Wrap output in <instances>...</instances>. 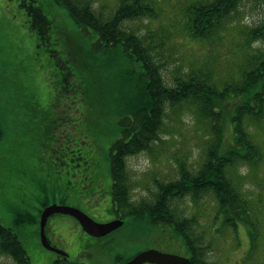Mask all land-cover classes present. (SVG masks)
Returning <instances> with one entry per match:
<instances>
[{"label":"rangeland","instance_id":"1","mask_svg":"<svg viewBox=\"0 0 264 264\" xmlns=\"http://www.w3.org/2000/svg\"><path fill=\"white\" fill-rule=\"evenodd\" d=\"M154 1L157 19L136 20L128 26L147 36L154 56L164 65L162 73L168 84L173 83V77L208 63L216 90L221 91L226 84L238 82L250 52L264 50V39L254 42L252 49L245 48L244 39V33L264 21L261 0H241L233 14L237 18L208 44L184 40L183 15L189 4L216 0ZM93 2L97 12L110 16L119 0ZM40 6L51 18V25L37 21L34 8ZM78 32L66 9L53 0H0V225L18 235L31 264H52L59 256L42 245L41 209L56 204L55 199L70 207L82 200L75 197L74 191L86 181L75 171L68 174L65 159L78 150L88 173L96 170L111 184L109 150L121 137L118 122L124 94L120 91V76L131 65L120 49L110 54H91L90 42L95 38H82ZM226 108L231 112L234 102H227ZM166 113L160 139L151 150L127 159L129 196L136 204L155 202L159 184L179 179V163L185 162L189 169L198 171L213 139L208 123L198 118L194 105L167 107ZM248 125L263 153L261 161L255 165L238 162L228 167L226 174L252 202L249 223H238L236 230L225 226L212 195L198 203L188 196L173 204L183 218L195 224L194 235L202 248L204 264H264V114L259 121L249 120ZM223 134L228 147L232 142L230 125ZM109 192L102 185L89 201L101 209V222L113 218ZM69 219L67 215L52 216L46 232L49 238L56 234L53 246L74 261L80 257L67 246L64 235ZM53 227L57 228L55 232ZM151 228L150 223L138 219L98 240V262L92 263L123 264L147 250L190 258L186 245L173 237L170 228L158 226L146 235ZM83 235L86 244L95 240ZM14 263L0 250V264ZM85 264L90 262L86 260Z\"/></svg>","mask_w":264,"mask_h":264},{"label":"trees","instance_id":"2","mask_svg":"<svg viewBox=\"0 0 264 264\" xmlns=\"http://www.w3.org/2000/svg\"><path fill=\"white\" fill-rule=\"evenodd\" d=\"M66 9L67 14L79 28L78 35H88L93 55L110 54L121 50L122 57L131 65L122 71L120 91L123 90L121 117L118 125L121 137L113 142L109 150L112 202L122 212L127 222L138 219L151 224L149 233L158 226H167L173 237L184 242L190 253V264H204L201 247L194 235L195 224L183 218L174 207L178 199L191 197L198 203L212 195L224 217V225L237 229L238 223H249L251 200L245 192L226 174L228 167L238 162L252 165L261 161L263 155L249 133L248 121H259L264 114V50L249 53L248 65L240 69L238 82L226 84L217 91L208 63L198 70L192 69L183 76L173 77L168 84L163 73V64L154 56V47L147 36L128 26L129 22L141 19H157L154 0H119L110 16H104L93 8V0H53ZM241 0L197 1L189 4L183 15L181 34L186 42L208 44L237 18ZM264 5V0H261ZM38 22L52 24L42 6L34 8ZM245 48L252 49L256 41L264 39V21L244 33ZM98 56V55H97ZM234 102L228 112L226 103ZM191 104L198 118L208 123L213 139L208 143L204 164L198 171L179 163L178 180L159 184V191L152 204H136L129 196L127 159L143 151H150L160 139L166 117V109H177ZM231 126V143L225 147L223 132ZM0 128V139L2 138ZM89 182L94 186L92 175ZM47 205V204H46ZM43 205V206H46ZM42 212V209H41ZM139 217L134 219V217ZM146 219V220H144ZM255 239L253 233L250 234ZM0 250L10 255L14 264H31L30 257L18 235L10 228L0 225ZM129 259V258H128ZM126 259L125 261H127ZM123 261V262H125ZM53 264H61L56 260Z\"/></svg>","mask_w":264,"mask_h":264},{"label":"flooded vegetation","instance_id":"3","mask_svg":"<svg viewBox=\"0 0 264 264\" xmlns=\"http://www.w3.org/2000/svg\"><path fill=\"white\" fill-rule=\"evenodd\" d=\"M81 155H83V154H81L78 150H76L74 152H71V155H68V157L65 159V163L68 166V174L72 171H75V175L80 173V176L83 177V181H86V184H83L82 188H78L77 189L78 191L77 190L74 191V192H76L75 197L77 199L82 198V200L79 203L76 202L77 205L75 206V208H78L79 210L83 211L85 214H87L88 216H90L92 219H94L96 222H99V223H109V222H112L115 220H122L124 223L121 227H124L128 222H127V219L124 217L123 212L117 206H114L113 202H111L112 201V188H111V184L107 183L108 182L107 176L98 173L96 170H91L88 173V168L86 166V162L83 161V157H81ZM89 175H92L94 177V181H98L97 185L94 186L92 183L89 182V178H88ZM110 180H111V177H110ZM67 183L68 182H66V186H67ZM85 185H86V187H85ZM102 185L105 187V189H107V190L109 189V191H110L109 192V194H110V201H109L110 203L109 204L111 205L110 212L112 213V217H113L111 220L105 221V222L100 221L102 219V213L100 212L101 209L99 207L96 208V206H92L89 203V201L92 198V195L97 194L98 189H100ZM65 189L66 188H64L63 190L60 189V192L64 191ZM73 196H74V194H73ZM55 200L57 201L56 204H59V202L61 201V200H57V199H55ZM59 205H62V204H59ZM46 207H43V208L45 209ZM44 209H42V211ZM57 215H60V214H56L53 216H57ZM40 216H41V214H40ZM137 218H139V217H137V216L134 217V219H137ZM71 219L72 220L69 219V222L73 221V220H75V221L70 222V223L69 222L66 223V231H64V235L66 236L67 246H69L71 250L77 251L78 256L80 258L76 257V259L74 261H71L69 256H68L67 258H65V261L68 264H85L86 260H88L90 262V264H93L92 261L97 263L98 262L97 257L99 254L98 240L107 238L109 235L113 234L116 231L112 232L111 234H109L105 237H93V236H91L95 240L92 243L86 244L85 243L86 240H84V235H83L84 231L82 230L79 222L73 217H71ZM144 220H146V219H144ZM74 226H78L81 229V231H82L81 232V235H82L81 239H79V237H77V235H75L73 233L72 227H74ZM56 229H55V227H53L52 232H55ZM147 233H148V231H145L146 235H147ZM55 235H56L55 233L52 234L53 237ZM148 236H150V235H148ZM148 236H146V237H148ZM53 237L52 238L48 237L52 245L56 239V236H55V239ZM133 257L134 256L129 257V259L127 261H125L123 264L130 261ZM78 259H81V260H78ZM117 259H118V257L116 258V260ZM146 264H150V263H146Z\"/></svg>","mask_w":264,"mask_h":264},{"label":"water","instance_id":"4","mask_svg":"<svg viewBox=\"0 0 264 264\" xmlns=\"http://www.w3.org/2000/svg\"><path fill=\"white\" fill-rule=\"evenodd\" d=\"M60 214L68 215L75 218L83 231L93 237H105L112 232L116 231L123 225L122 220H115L109 223H99L92 219L90 216L85 214L83 211L75 207L65 205H50L47 206L41 215L40 220V238L42 245L45 249L56 252L60 256L68 257V254L50 243L47 233L46 226L51 216ZM189 264V258H183L172 254L161 253L158 250H147L134 256L130 261L125 264Z\"/></svg>","mask_w":264,"mask_h":264},{"label":"crops","instance_id":"5","mask_svg":"<svg viewBox=\"0 0 264 264\" xmlns=\"http://www.w3.org/2000/svg\"><path fill=\"white\" fill-rule=\"evenodd\" d=\"M72 229H73V233L75 234V235H77V237H79V239H81V229L78 227V226H74V227H72Z\"/></svg>","mask_w":264,"mask_h":264}]
</instances>
